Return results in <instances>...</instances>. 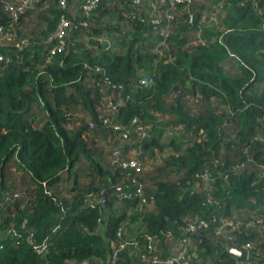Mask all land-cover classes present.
I'll return each instance as SVG.
<instances>
[{
	"label": "trees",
	"instance_id": "16d2710c",
	"mask_svg": "<svg viewBox=\"0 0 264 264\" xmlns=\"http://www.w3.org/2000/svg\"><path fill=\"white\" fill-rule=\"evenodd\" d=\"M16 1L0 0V264H145V236L161 259L185 241L182 264H261L264 0H192L191 22L179 21L158 52L124 0H98L86 18L80 0H68L59 50L44 42L63 12L56 0H36L12 20L2 5ZM216 5L219 15L203 16ZM193 30L202 44L188 43ZM230 30L247 33L226 36L235 55L220 39ZM115 147L138 152L142 169L110 164ZM135 183L144 203L119 196ZM187 218L207 226L177 231ZM220 219L229 240L214 235ZM28 235L46 243L43 255ZM246 242V258L229 252Z\"/></svg>",
	"mask_w": 264,
	"mask_h": 264
},
{
	"label": "built area",
	"instance_id": "2783aa9c",
	"mask_svg": "<svg viewBox=\"0 0 264 264\" xmlns=\"http://www.w3.org/2000/svg\"><path fill=\"white\" fill-rule=\"evenodd\" d=\"M36 0H17L15 3H4L2 5V10L6 12V14L10 17V19L15 20L20 12L24 9L30 8L32 4ZM98 0H80L77 6V12L79 16L82 18L88 17L91 10L96 6ZM126 2V10L128 12V16L131 18H137L139 22L142 24L144 28L147 29L145 32L149 34L150 41L153 44L154 51L158 52L160 48L167 47V37L175 31V27L177 26L179 21L191 22L192 20V0H124ZM57 6L60 7L63 12H61L56 19V25L53 31L48 34L45 43H51V40H55V44L53 48L56 50L60 49L62 44V37L65 34V31L68 26L71 27V20L66 15V9L68 7V0H56ZM222 12V7L220 5H216L211 7L208 11L205 12V16H214L219 15ZM84 18L78 21L77 26L85 27L86 23ZM76 26V28H77ZM186 32H184L185 34ZM8 32H3L0 27V42L1 39L4 38ZM189 44H202L203 39L201 38V34L198 30H193L190 34L188 33ZM156 43V45H154ZM27 45L26 39H19L17 43H15V48L17 50L22 49ZM51 47V44H49ZM52 48V49H53ZM52 49L49 50V53L52 54ZM3 55L0 54V60L3 59ZM149 80L146 77H143L138 80L139 84H145ZM110 103H107L109 106ZM115 113V112H113ZM132 123L136 121L135 117L132 118ZM102 122L104 124H109L114 130L119 129V124L117 122H112L107 117L102 118ZM133 125V124H132ZM89 127L91 125L89 124ZM133 130L136 132L139 138H143L146 136V130L140 124H134ZM128 129H123V131L119 132L120 140L124 141L127 138ZM112 159L110 160V164H115L122 169L133 170L134 172H139L142 167L140 166V162L138 161L139 153H129L127 155H122V152L119 148L115 147L112 149ZM137 154V157H136ZM119 196L121 198H130L138 200V203H144L145 197L141 193V187L139 183H135L132 185V188H128L125 191H122ZM91 195H86V199H90ZM89 203H92V200H88ZM250 226L251 223H248ZM229 223L220 219L219 224L216 226L214 230V235L218 239L229 240L231 232L228 229ZM20 226H24V221ZM207 226V223L204 220L197 218H187L184 222L183 226H179L177 231L179 232H191L195 229H202ZM5 235H10L12 237H18L16 231L10 229L4 232ZM173 238V235L169 232L165 234V240L169 237ZM170 239V238H169ZM26 240L32 251L41 256L46 250L47 246L45 242H34L32 238H29V235L26 237ZM126 245L134 246L135 242L124 243ZM123 244H120L119 247H122ZM155 243L154 238L152 236H145V243L142 249H138V258L141 261H144L145 264H182L189 262L188 256L185 255V249L187 244L185 241H181L179 243V248L175 247L174 249L170 248V252L166 254L164 258H160L159 253L155 252ZM239 250L245 251L244 258L247 257V252L250 248V244L248 242L242 244ZM190 264H199L198 262L190 263ZM240 264V263H235ZM244 264V263H241ZM264 264V261L261 263Z\"/></svg>",
	"mask_w": 264,
	"mask_h": 264
},
{
	"label": "water",
	"instance_id": "95a60500",
	"mask_svg": "<svg viewBox=\"0 0 264 264\" xmlns=\"http://www.w3.org/2000/svg\"><path fill=\"white\" fill-rule=\"evenodd\" d=\"M231 33L232 34H247L246 32H240V31H235V30H230V31L223 33L221 35L220 39L225 46H227L225 38L228 34H231ZM228 49L231 51V53H233L235 55V51L232 48L228 47ZM112 189H113V187H108V188H105L101 191V204H102L103 208H105L107 205V196H108V193L110 192V190H112ZM229 252L232 253L233 255H235L237 258H244V256H245V251L239 250L237 248H230Z\"/></svg>",
	"mask_w": 264,
	"mask_h": 264
},
{
	"label": "rangeland",
	"instance_id": "374dc122",
	"mask_svg": "<svg viewBox=\"0 0 264 264\" xmlns=\"http://www.w3.org/2000/svg\"><path fill=\"white\" fill-rule=\"evenodd\" d=\"M203 16H205V13H203ZM113 114H115V113H113ZM162 154H163V156H164V153L157 152L156 155H157L158 159H159V157L162 158ZM169 241H170V239L168 238L167 241H166V243L169 244ZM171 248L174 249L175 247H171Z\"/></svg>",
	"mask_w": 264,
	"mask_h": 264
},
{
	"label": "crops",
	"instance_id": "0c3cea01",
	"mask_svg": "<svg viewBox=\"0 0 264 264\" xmlns=\"http://www.w3.org/2000/svg\"><path fill=\"white\" fill-rule=\"evenodd\" d=\"M181 241H178V243L176 244V247H177V249L179 248V243H180ZM140 260V259H139ZM141 261V260H140Z\"/></svg>",
	"mask_w": 264,
	"mask_h": 264
}]
</instances>
